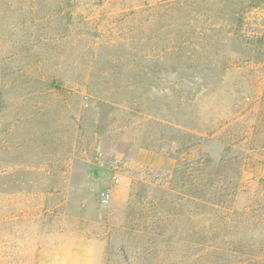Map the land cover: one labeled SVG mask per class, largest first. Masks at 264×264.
Segmentation results:
<instances>
[{
    "label": "rangeland",
    "instance_id": "rangeland-1",
    "mask_svg": "<svg viewBox=\"0 0 264 264\" xmlns=\"http://www.w3.org/2000/svg\"><path fill=\"white\" fill-rule=\"evenodd\" d=\"M0 264H264V0H0Z\"/></svg>",
    "mask_w": 264,
    "mask_h": 264
},
{
    "label": "built area",
    "instance_id": "built-area-1",
    "mask_svg": "<svg viewBox=\"0 0 264 264\" xmlns=\"http://www.w3.org/2000/svg\"><path fill=\"white\" fill-rule=\"evenodd\" d=\"M119 180H120L119 177L116 176L115 177V182H119ZM102 199H103L104 202H108L109 201V194L103 193V198Z\"/></svg>",
    "mask_w": 264,
    "mask_h": 264
}]
</instances>
